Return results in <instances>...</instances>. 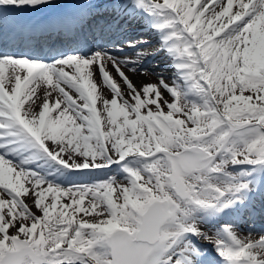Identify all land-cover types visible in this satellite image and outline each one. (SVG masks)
Masks as SVG:
<instances>
[{"label": "snow or ice", "instance_id": "obj_1", "mask_svg": "<svg viewBox=\"0 0 264 264\" xmlns=\"http://www.w3.org/2000/svg\"><path fill=\"white\" fill-rule=\"evenodd\" d=\"M100 7L116 29L146 17L174 81L138 89L121 67L136 61L103 48H0V264H264V236L231 219L264 195V0H0V31L71 29Z\"/></svg>", "mask_w": 264, "mask_h": 264}, {"label": "bare ground", "instance_id": "obj_2", "mask_svg": "<svg viewBox=\"0 0 264 264\" xmlns=\"http://www.w3.org/2000/svg\"><path fill=\"white\" fill-rule=\"evenodd\" d=\"M128 2L129 0H124V3ZM129 9L127 12L131 13L132 11ZM123 14L125 15L123 16L125 19L128 18L127 20L134 21L135 23L132 25V27L131 24H127V28H138L139 34L145 36L133 38L135 33L132 31H128L127 35H124V33L121 34V32L118 30H114L113 25L112 27H109L106 34L102 36L103 40L97 44V49L103 48L107 50L110 55L117 57L121 61L125 60L126 58L136 61L135 64H128L126 66L122 64L121 67L138 89L146 83H158L161 76H163V78L171 84L174 81L175 69L172 66L170 58L167 56L166 52L159 50V33L149 25L148 19L146 17H141L139 14L128 15L127 13H122L121 15ZM128 39L138 41L140 46L135 49L129 48L126 43ZM117 41H124V43H119L120 47H118ZM137 53H142V55L138 56ZM155 60L158 62L154 63ZM133 68H135V71H133ZM108 69L120 83L122 91L127 95L128 89L123 80L116 74L115 68H113L111 64H108ZM94 78L98 83H101L98 69H94ZM46 87V85H41V87L37 90V96L35 97L37 105L42 102ZM101 90L104 96H106L108 99L112 98V93L107 87L102 86ZM72 94L76 95L74 91ZM56 95L57 93L53 91L52 97L54 98ZM36 110L38 111L39 109L37 108ZM252 201H254V203H258L260 201V197L256 195ZM249 209L250 210L248 211L241 212L237 216L231 217V219H234L238 225L237 231L241 238H249L253 241L259 240L261 236H264V232H257V230H261L263 226L255 225L254 228L250 229L246 225V220L243 213H249L251 215L252 213L250 205Z\"/></svg>", "mask_w": 264, "mask_h": 264}, {"label": "rangeland", "instance_id": "obj_3", "mask_svg": "<svg viewBox=\"0 0 264 264\" xmlns=\"http://www.w3.org/2000/svg\"><path fill=\"white\" fill-rule=\"evenodd\" d=\"M157 83V82H156ZM159 83V82H158ZM162 91L164 92V96L168 99V100H171L172 99V97L170 96V94L167 92V91H164L163 89H162ZM247 94V93H246ZM155 106H153V108H154ZM165 111H167V108L165 107ZM67 158V157H66ZM120 179V178H119ZM49 199H51V198H49ZM25 201H26V203H28L29 204V206H30V208L34 211V212H36L37 213V215H40L41 213L35 208V205H34V203H33V197H31V196H27V197H25ZM87 204H88V201L86 200L85 201V205L87 206ZM81 216L83 215V214H80ZM204 228H205V226H204ZM207 228V227H206ZM208 230H209V228H207ZM15 231H16V229L15 228H12V229H10V234H14L15 233ZM210 235H214V233L213 232H211L210 233Z\"/></svg>", "mask_w": 264, "mask_h": 264}]
</instances>
